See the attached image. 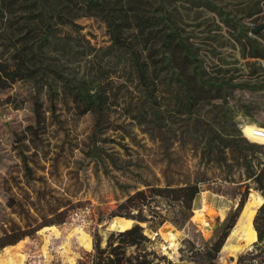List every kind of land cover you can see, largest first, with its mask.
I'll list each match as a JSON object with an SVG mask.
<instances>
[{
  "label": "rangeland",
  "instance_id": "374dc122",
  "mask_svg": "<svg viewBox=\"0 0 264 264\" xmlns=\"http://www.w3.org/2000/svg\"><path fill=\"white\" fill-rule=\"evenodd\" d=\"M0 9V219L10 211L8 186L22 177L20 160H56L52 176L36 174L75 190L65 221L56 216L19 240L1 236L0 264H79L94 232L105 246L116 231L106 215L97 222L114 204L113 184L142 181L198 182L192 215L210 207L207 229L191 218L179 227L164 221L180 234L172 249L160 226H140L162 260L204 264L239 200L224 162L242 152L264 160V0H0ZM133 50L147 62L146 83ZM99 91L102 113L80 114L70 100ZM245 141L258 147L248 151ZM249 186L246 199L258 192ZM251 245L221 249L218 263L236 264Z\"/></svg>",
  "mask_w": 264,
  "mask_h": 264
},
{
  "label": "trees",
  "instance_id": "16d2710c",
  "mask_svg": "<svg viewBox=\"0 0 264 264\" xmlns=\"http://www.w3.org/2000/svg\"><path fill=\"white\" fill-rule=\"evenodd\" d=\"M2 11L0 9V15H2ZM119 33V25L114 24L113 38L115 42L120 39ZM176 35L170 33L166 37L169 38L172 46V53L179 55L181 47L178 41L174 42ZM132 54L136 63L138 79L146 83L149 78L147 62L140 60L141 50H133ZM70 100L77 107L80 105V114L88 112L98 114L105 109V99L101 91L95 94L76 92ZM245 142L248 151L253 152L258 147ZM241 151L243 150L240 149ZM251 158H253L252 155L242 152L236 154L230 164L224 162V167L228 172V181L236 184L234 189L239 200L235 211L229 215L213 245L202 254L201 258L204 264H219L217 255L229 231L235 225L243 204L248 199L246 196L250 187L249 182L253 183L254 190L263 197V202L257 208L253 218L256 240L250 249L238 255L236 264H264V160H251ZM20 161L22 177L8 186L7 190L6 206L10 209L9 215L0 219V237H8L15 233V240L32 236L39 228L55 221L56 216L60 217L61 221H65L68 212L73 208L72 198L75 197V190L70 189L71 185L61 186L55 182L56 187H53L46 175L36 174L37 171H41L52 176V172L57 169L54 163L56 160H51L52 162L48 166L45 163L49 160H43V164L39 162L41 160L38 162L37 160ZM235 174L239 179L235 178ZM240 182H243L244 186L242 191L237 187ZM141 183L144 188L135 186L129 189L128 186L118 182L113 184L114 190L117 191L114 194V204L112 207H107L105 214L103 212L98 214L97 222H102L103 216L106 215L109 218L133 219L137 223L121 231H110L105 246H101L102 239L97 232H94L92 234V252L86 254L79 264H170L169 260H162L163 256L158 257L153 251L147 249V244L151 240L143 233L140 223L152 222L156 227L164 221L170 220L178 227L183 226L189 222L192 216L193 201L200 192V186L198 182L176 186L171 184L160 186L158 183L146 181ZM14 187L15 191H13ZM118 191L122 195H119ZM12 214L14 217L11 216ZM0 245L2 246V244ZM132 246L134 251L128 254V247Z\"/></svg>",
  "mask_w": 264,
  "mask_h": 264
},
{
  "label": "bare ground",
  "instance_id": "6f19581e",
  "mask_svg": "<svg viewBox=\"0 0 264 264\" xmlns=\"http://www.w3.org/2000/svg\"><path fill=\"white\" fill-rule=\"evenodd\" d=\"M262 202L263 197L260 195V193H249L248 199L247 201H245L240 211L239 217L235 222V227L233 226L232 229L229 231V234L226 237L221 249L227 248L234 253L241 249L243 246L252 244L256 240V231L253 226V218L257 208L262 204ZM193 211L194 213L191 216V219L203 225L208 224L207 220L204 219L205 217L203 212H205L209 216V218L212 216L213 213L210 207H208L205 203H202L198 208H195ZM132 222L133 221L131 219L123 217H113L109 222V228L110 230H124L126 228H129ZM140 224L143 225V223ZM158 231L162 239L167 242V247L175 249L176 238L180 237L178 230H176L174 227H164V225H162L159 227ZM238 239L242 240V244H231L232 241ZM83 242L87 248L90 247L89 240H84Z\"/></svg>",
  "mask_w": 264,
  "mask_h": 264
},
{
  "label": "water",
  "instance_id": "95a60500",
  "mask_svg": "<svg viewBox=\"0 0 264 264\" xmlns=\"http://www.w3.org/2000/svg\"><path fill=\"white\" fill-rule=\"evenodd\" d=\"M132 221H133V222H132V224H131L130 227H132L135 223H137V221H135V220H133V219H132ZM211 224H213V225H214V224H215V225L218 224V223H217V216H215V218L211 220ZM208 227H209L208 225H205V226H204V228H206V229H207ZM116 231H121V230H116ZM155 235H157V233H155Z\"/></svg>",
  "mask_w": 264,
  "mask_h": 264
},
{
  "label": "built area",
  "instance_id": "2783aa9c",
  "mask_svg": "<svg viewBox=\"0 0 264 264\" xmlns=\"http://www.w3.org/2000/svg\"><path fill=\"white\" fill-rule=\"evenodd\" d=\"M259 128H261V127H259Z\"/></svg>",
  "mask_w": 264,
  "mask_h": 264
}]
</instances>
